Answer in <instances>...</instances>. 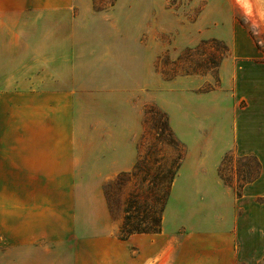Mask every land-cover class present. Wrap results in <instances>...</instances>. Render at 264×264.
<instances>
[{"label": "crops", "instance_id": "0c3cea01", "mask_svg": "<svg viewBox=\"0 0 264 264\" xmlns=\"http://www.w3.org/2000/svg\"><path fill=\"white\" fill-rule=\"evenodd\" d=\"M70 2L0 0V217L11 212L12 229H43L53 246L26 260L264 264V61L257 47L233 40L219 86L202 91V77L162 76L160 46L144 40L142 25L132 30L105 13L51 10ZM137 93L150 94L167 114L186 153L161 231L121 239L104 186L139 158ZM230 152L261 163L241 194L220 173ZM21 207L26 224L17 218Z\"/></svg>", "mask_w": 264, "mask_h": 264}, {"label": "rangeland", "instance_id": "374dc122", "mask_svg": "<svg viewBox=\"0 0 264 264\" xmlns=\"http://www.w3.org/2000/svg\"><path fill=\"white\" fill-rule=\"evenodd\" d=\"M74 2L53 3L51 10L53 13H69L73 16L78 13H105L106 21L127 25L132 30H139V24L142 25L144 40L158 42L160 46L157 70L162 76L188 74L202 77L207 80L199 87L202 91L219 86L217 70H208L207 67H213L220 60L224 44L231 49L233 40L241 39L244 43L250 40L259 50L257 59L264 61V0H253L252 13L246 11L238 0ZM150 96L148 93H137L134 99L143 112V132L137 140L139 158L135 167L111 178L104 186L111 212L120 222L119 237L128 231L136 233L149 229L153 222L160 223L177 171L178 158L183 150L186 151L184 144L172 142L174 136L167 115ZM260 171L261 163L255 156H238L230 152L223 160L220 173L238 192L245 183L255 179ZM20 184L21 188H26V176H21ZM23 189L20 200L26 203ZM17 218L21 224L27 223V213L22 207ZM11 220V212H4L0 217L1 224L5 225L0 227V264H30L26 260L29 253L42 249L52 251L53 246L49 238L44 236L46 233L43 229H12ZM35 231L41 235L29 239ZM72 240L74 237L69 238L70 242Z\"/></svg>", "mask_w": 264, "mask_h": 264}, {"label": "trees", "instance_id": "16d2710c", "mask_svg": "<svg viewBox=\"0 0 264 264\" xmlns=\"http://www.w3.org/2000/svg\"><path fill=\"white\" fill-rule=\"evenodd\" d=\"M114 5V4H113ZM205 44H207V42H204ZM224 52H223V55H222V57L220 58V60L213 66V67H207V69L208 70H211V69H216L217 70V73L219 74V67H220V65H221V63H222V61H223V59L225 58V57H227L228 55H229V53H230V49H229V47L226 45V44H224ZM163 73H164V71H163ZM176 75L177 74H175V75H173V76H169V77H167L166 76V78L167 79H172V78H174V77H176ZM188 75V74H187ZM220 81V78H219V75H218V82ZM165 113V112H164ZM166 114V113H165ZM167 115V114H166ZM167 120H168V116H167ZM168 123H169V121H168ZM169 127H170V125H169ZM170 129H171V127H170ZM171 132H172V134H173V136H174V140L172 141L173 143H175V144H177V145H181V142L177 139V137L175 136V134H174V132L172 131V129H171ZM185 153H186V151L185 150H183L182 151V153H181V155L179 156V158H178V162H177V171H176V173H175V175L173 176V179H172V182H171V185H172V183H173V181H174V179H175V176H176V174H177V172H178V170H179V168H180V166H181V164H182V161H183V159H184V156H185ZM139 168H140V162H139ZM259 176V175H258ZM257 176V177H258ZM256 177V178H257ZM224 179V178H223ZM170 189H171V187H170ZM238 194H241V191H238L237 192ZM169 195H170V192H169ZM168 198H169V196H168ZM168 201V200H167ZM167 204V203H166ZM165 207H166V205H165ZM165 207H164V209H165ZM164 209H163V211H164ZM162 215H163V212H162ZM161 229H162V217H161V221H160V223H155V222H153V224H152V226L149 228V229H145V230H138L136 233H158V232H160L161 231ZM132 234H135V232H133V231H128L125 235H123V236H121L120 238L121 239H127L129 236H131Z\"/></svg>", "mask_w": 264, "mask_h": 264}, {"label": "bare ground", "instance_id": "6f19581e", "mask_svg": "<svg viewBox=\"0 0 264 264\" xmlns=\"http://www.w3.org/2000/svg\"><path fill=\"white\" fill-rule=\"evenodd\" d=\"M238 1L246 11L251 12L253 10L254 7L253 0H238Z\"/></svg>", "mask_w": 264, "mask_h": 264}]
</instances>
